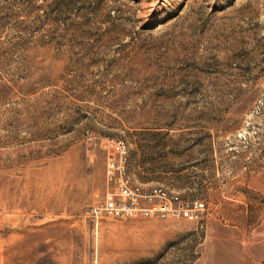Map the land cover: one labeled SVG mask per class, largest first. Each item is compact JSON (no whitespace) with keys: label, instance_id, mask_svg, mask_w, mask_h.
Returning a JSON list of instances; mask_svg holds the SVG:
<instances>
[{"label":"rangeland","instance_id":"obj_1","mask_svg":"<svg viewBox=\"0 0 264 264\" xmlns=\"http://www.w3.org/2000/svg\"><path fill=\"white\" fill-rule=\"evenodd\" d=\"M0 264H264V0H0Z\"/></svg>","mask_w":264,"mask_h":264},{"label":"built area","instance_id":"obj_2","mask_svg":"<svg viewBox=\"0 0 264 264\" xmlns=\"http://www.w3.org/2000/svg\"><path fill=\"white\" fill-rule=\"evenodd\" d=\"M113 150L114 154L108 162V181L113 182L116 189L107 195L98 209H92L96 215L108 214L116 218H128L138 214L156 213L161 218H181L196 222L202 220L205 212V204L202 201L183 200L162 188L142 189L134 186L125 168L128 154L125 142L114 143ZM114 169L119 173L118 177L112 175Z\"/></svg>","mask_w":264,"mask_h":264}]
</instances>
